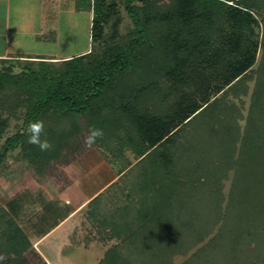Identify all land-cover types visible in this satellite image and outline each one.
<instances>
[{
  "label": "trees",
  "instance_id": "16d2710c",
  "mask_svg": "<svg viewBox=\"0 0 264 264\" xmlns=\"http://www.w3.org/2000/svg\"><path fill=\"white\" fill-rule=\"evenodd\" d=\"M78 2L87 51L0 58V176L11 155L42 175L100 128L125 173L90 202L117 239L98 264H264V0ZM30 247L0 202V264Z\"/></svg>",
  "mask_w": 264,
  "mask_h": 264
},
{
  "label": "crops",
  "instance_id": "0c3cea01",
  "mask_svg": "<svg viewBox=\"0 0 264 264\" xmlns=\"http://www.w3.org/2000/svg\"><path fill=\"white\" fill-rule=\"evenodd\" d=\"M45 1L0 0V58L29 55L14 52L15 35L20 31L15 18L24 17V12H39ZM85 138L84 133L71 139L63 151L65 157L62 154L46 173L12 187L0 184V202L31 244L26 253L31 264H98L101 259L91 255L95 248H102L91 243L105 242V238L99 240L93 234L90 202L120 181L125 171L111 164L95 145L88 147ZM57 247L59 253L52 255ZM53 257L61 260L56 262Z\"/></svg>",
  "mask_w": 264,
  "mask_h": 264
},
{
  "label": "rangeland",
  "instance_id": "374dc122",
  "mask_svg": "<svg viewBox=\"0 0 264 264\" xmlns=\"http://www.w3.org/2000/svg\"><path fill=\"white\" fill-rule=\"evenodd\" d=\"M78 3L77 0H47L44 2L45 7L40 8L39 12H24V17H16L15 21L18 22L20 31H17L18 33L15 35L16 49L14 52L62 58L87 51L92 46V14L87 10L79 9ZM18 13L19 11L16 12V15ZM85 135L87 137V131H85ZM63 157H65V154ZM36 176L38 174L22 157L20 159L16 155L15 157L11 155L3 164L0 184L12 187ZM125 194H128V192L126 191ZM207 211L204 210V213L208 214ZM102 233L103 231L99 228V225L95 224L93 228L95 238L98 237L99 240L105 238V242L101 243V240L91 243V245L102 246V248H95V253L92 252L91 255L98 254L101 259L105 256L107 250L117 242V239L109 240V233L107 234L109 237ZM51 244H54V242ZM56 253H59L58 247L51 251L52 255ZM54 260L59 262L61 259L54 258Z\"/></svg>",
  "mask_w": 264,
  "mask_h": 264
},
{
  "label": "clouds",
  "instance_id": "9594fccd",
  "mask_svg": "<svg viewBox=\"0 0 264 264\" xmlns=\"http://www.w3.org/2000/svg\"><path fill=\"white\" fill-rule=\"evenodd\" d=\"M44 130V123L41 120L29 122L27 128L28 143L37 145L41 151H47L51 148V144L47 139L41 140V134ZM103 129L91 127L89 129V134L85 138V144L88 147H92L97 140L103 138ZM3 257H0L2 260Z\"/></svg>",
  "mask_w": 264,
  "mask_h": 264
}]
</instances>
